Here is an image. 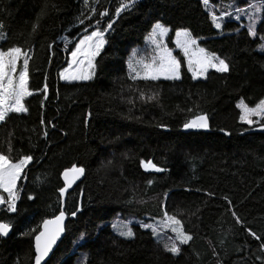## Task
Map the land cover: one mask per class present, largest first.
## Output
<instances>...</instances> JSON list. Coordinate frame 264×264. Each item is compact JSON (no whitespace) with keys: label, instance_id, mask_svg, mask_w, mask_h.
I'll return each mask as SVG.
<instances>
[{"label":"trees","instance_id":"1","mask_svg":"<svg viewBox=\"0 0 264 264\" xmlns=\"http://www.w3.org/2000/svg\"><path fill=\"white\" fill-rule=\"evenodd\" d=\"M227 1L209 0L206 8L202 0H136L117 16L121 0H99L97 14L80 24L82 13L92 15L84 0H0V48L31 50L29 84L35 93L25 100L27 113L10 114L0 123V153L8 155L11 145L14 159L33 157L26 178L18 181L17 212L0 206V222L14 225L8 237H0V264H33L36 233H25L59 214L61 176L73 164L86 171L66 193L65 236L47 264L80 259L83 264H264V130L241 124L236 107L240 99L248 105L264 99V52L238 24L214 29L208 8ZM105 10L109 15L100 17ZM97 20L101 30L109 22L113 27L97 57L96 74L87 82L62 83L59 72L70 50ZM157 21L171 29L170 37L188 29L230 70L210 71L199 81L182 66L180 80H131L128 53L144 45ZM140 91L156 93L157 99L142 101ZM197 114L209 116V129L182 133L186 120ZM141 160L167 171H146ZM162 203L193 236L177 255L138 226H132L129 240L109 229L118 213L162 218Z\"/></svg>","mask_w":264,"mask_h":264},{"label":"snow or ice","instance_id":"2","mask_svg":"<svg viewBox=\"0 0 264 264\" xmlns=\"http://www.w3.org/2000/svg\"><path fill=\"white\" fill-rule=\"evenodd\" d=\"M136 0H121L120 6L116 8V15L127 10L130 6L134 5ZM99 0H84V5L89 9L92 15L81 14L83 18L78 17L80 24L84 23L85 19L91 20L92 16L97 14L96 4ZM202 3L207 6L209 0H202ZM236 3H232L229 6L235 8V19L239 20L243 16H247V32L250 37H257L258 23L264 21V0H255V2L248 3L247 7L237 6ZM100 17H106L109 15L108 11L99 12ZM232 13L222 11L220 15H215L209 11L211 22L216 29L222 28V21L224 18L232 17ZM39 19L37 23L33 25V32H35L39 26ZM100 21L97 20L94 27L89 33L88 28L84 29V34L75 43L74 48L70 50V60L68 61V67L59 72V79L63 81H88L93 78L97 70V57L101 54L105 45L108 43L106 34L112 29L113 23L109 22L107 27L101 30ZM0 25V29H2ZM170 29L157 21L152 25V30L146 37L148 41L155 46V54L150 60L140 58L135 59V54L128 62L129 78L133 81L136 80H150L157 81L161 78L165 80H180L182 66L186 65L187 71L191 73L193 80L200 78L207 79L210 70H215L218 73H226L230 70L229 64L225 59L220 58L213 52H209L204 47H200L197 37H194L192 32L188 29H179L175 33V45L183 54L182 61L173 54V50L170 49L165 43V37L168 35ZM239 31V29H237ZM2 38V37H0ZM65 42L69 43L68 38L65 37ZM261 44L259 50L264 52V36L260 37ZM50 49L52 45L48 46ZM30 49H23L20 46H13L6 50L0 49V123L5 122L10 114H22L27 113L28 108L25 105L26 98L34 95V90L30 88L29 71L30 61L32 55ZM22 61V64L20 63ZM47 80V77H45ZM36 92L41 90L37 89ZM49 87L45 82L42 89V94L45 100L48 98ZM158 94L146 95L143 91H140V99L142 101H154L157 99ZM132 103V101H129ZM43 107V102L41 103ZM236 107L239 109V122L246 124L249 127L257 125L260 129L264 130V99H260L255 106H249L243 99L237 103ZM191 112V109H188ZM255 118V119H254ZM41 125H45V120L42 118ZM51 124V122H47ZM54 128L55 125L51 124ZM210 127L209 116L207 114H197L191 119L186 120L183 124L185 130L189 129H202L208 130ZM223 132L224 129H221ZM226 135L229 133L225 132ZM43 136L47 138L48 132L44 131ZM12 147L9 145V154L5 155L0 153V206H6L5 210L9 213L17 212V201L20 199L18 181L22 178H26V169L33 161L31 155H21L19 159H14L11 156ZM140 165L146 171L151 169L155 172L167 171L164 168L157 167L151 160H141ZM86 169L82 166L72 165L71 168H67L63 171L62 177L64 186L59 188V194L61 197V207L59 215L54 216L52 219H45L41 226L36 229H32L31 233L34 235V264H46V258L53 250V246L60 239L61 234L65 232V196L69 189L79 180L84 174ZM148 185L151 186L153 181L149 180ZM6 193L7 195H3ZM208 195H212L208 193ZM167 196V193L165 194ZM28 199H33L29 196ZM227 199V197H225ZM231 206V201H229ZM163 211V219L159 222L165 229H170L175 234V239L171 243V246L165 245V250L173 255L180 253V245H187L193 236L186 233L184 226L180 219L176 215H170L166 211L165 205L161 204ZM80 208L77 207L71 212V215L75 217ZM233 216L236 213L233 212ZM238 224L241 223L239 217L236 218ZM14 225L9 220L7 222H0V237H8L12 231ZM141 227L151 228L153 236L159 237L158 229L154 225L142 224ZM249 235L254 239L261 241V236L255 232L248 230ZM119 235L125 238L133 237L134 233L127 225H122L119 231ZM81 238H84V234H81ZM171 239V238H170ZM260 250L264 251V241L260 243Z\"/></svg>","mask_w":264,"mask_h":264},{"label":"rangeland","instance_id":"3","mask_svg":"<svg viewBox=\"0 0 264 264\" xmlns=\"http://www.w3.org/2000/svg\"><path fill=\"white\" fill-rule=\"evenodd\" d=\"M247 3L245 5H239L237 4V6L239 7H244L246 8L248 3H252V2H255V0H246ZM232 3H236L235 0H229L227 2H220L219 4H216L215 6L211 7V8H208V11H211L213 12L215 15H220L222 11H227V12H230L232 13V17L231 18H224V20L222 21V26L225 22H232V23H235V24H238L240 26V28H245L247 30V24H248V19H247V16H243V18L237 20L235 19V8L234 7H230L229 5L232 4ZM263 23V21L259 22L258 23V26H257V32H258V35L257 37H251L253 39H258L259 40V45L257 47V51L262 53L260 50H259V46L261 44V40H260V37L261 36H264V25L261 29V31H258L259 27H261V24ZM214 27V26H213ZM170 29V28H169ZM214 29L217 31V32H220V30L222 29H216L214 27ZM151 32V31H150ZM175 33L176 31L173 33L172 37L171 34H172V31L170 29L168 35L165 37V43L167 44V46L173 50V54L176 55L178 54V57H181L183 59V54L180 52V50L178 48H176V45L174 43L175 41ZM148 36V35H147ZM146 36V37H147ZM0 44L1 42L4 40V36H3V33L0 32ZM146 37L144 38V45L142 47H137V48H134V49H130L129 53H128V57H127V60H126V68H127V72L129 74V70H128V62L131 58H133V54H135V59L139 60L140 58H144L145 60H150L152 58V56L155 54V46L153 44H151L150 41H148L146 39ZM1 49V48H0ZM71 57H69V60H70ZM22 64V61L20 62ZM185 68L187 69L186 65H184ZM68 67V64L67 66ZM65 67V68H66ZM210 71H215V70H210ZM191 74V73H190ZM205 78H200V79H197V80H204ZM159 80H165L163 78L159 79ZM62 83H80V82H87V81H63V80H60ZM89 81V80H88ZM241 100V99H240ZM240 100H238L236 102V105L238 102H240ZM259 102V101H258ZM257 102V103H258ZM246 103V102H245ZM256 103V104H257ZM249 106H255L254 105H249ZM238 109V108H237ZM239 110V109H238ZM255 119V118H254ZM242 124V123H241ZM243 125H246V124H243ZM248 126V125H246ZM255 126L252 125L251 127ZM249 127V126H248ZM18 183V182H17ZM3 195H7L6 193H3ZM163 219L162 218H149V217H138V216H135V215H122V214H116L112 220L110 222H108V226H109V229L115 234L117 235L118 237L122 238V239H132L131 238H125V237H122L119 235V231H120V228L122 225H127V227L131 228L132 229V226H138L144 230H147L149 232H151L152 234V237L153 239L158 243L160 244L164 249H165V245H169L171 246V243L174 241L175 239V234L171 232L170 229H165L163 228L161 225H160V221ZM142 224H149V225H154L157 227L158 229V233H159V237H155L153 236V233H152V230L151 228H144V227H141ZM171 238V239H170ZM183 246V245H180V247ZM168 252V251H167ZM170 253V252H169ZM83 260H78L75 264H83Z\"/></svg>","mask_w":264,"mask_h":264},{"label":"water","instance_id":"4","mask_svg":"<svg viewBox=\"0 0 264 264\" xmlns=\"http://www.w3.org/2000/svg\"><path fill=\"white\" fill-rule=\"evenodd\" d=\"M195 130H196V129L185 130L184 128H182L181 132L187 134V133H191V132H193V131H195ZM83 176H84V175H83ZM83 176H82L79 180L76 181V183L72 186L71 189L68 190V192L71 191V190H72V189H73V188H74V187H75V186H76V185L82 180ZM61 179H62V182H63V184H64V181H63V177H62V176H61ZM68 192H67V193H68ZM64 224H66V219H65V221H64ZM64 236H65V232L61 234L60 239H58L57 243L53 246V250H52V252H51V253L49 254V256L46 258V264L50 261V259H51V257L53 256L54 252L56 251V249L58 248V246H59L60 243L62 242ZM4 238H6V237H4ZM34 243H35V241L33 240V254H34V256H35ZM42 264H44V262H42Z\"/></svg>","mask_w":264,"mask_h":264},{"label":"bare ground","instance_id":"5","mask_svg":"<svg viewBox=\"0 0 264 264\" xmlns=\"http://www.w3.org/2000/svg\"><path fill=\"white\" fill-rule=\"evenodd\" d=\"M59 215V214H58ZM33 264H34V261H33Z\"/></svg>","mask_w":264,"mask_h":264}]
</instances>
